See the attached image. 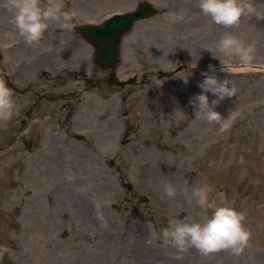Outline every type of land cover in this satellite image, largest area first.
I'll list each match as a JSON object with an SVG mask.
<instances>
[{
  "label": "rangeland",
  "instance_id": "rangeland-1",
  "mask_svg": "<svg viewBox=\"0 0 264 264\" xmlns=\"http://www.w3.org/2000/svg\"><path fill=\"white\" fill-rule=\"evenodd\" d=\"M0 264H264V0H0Z\"/></svg>",
  "mask_w": 264,
  "mask_h": 264
},
{
  "label": "water",
  "instance_id": "water-1",
  "mask_svg": "<svg viewBox=\"0 0 264 264\" xmlns=\"http://www.w3.org/2000/svg\"><path fill=\"white\" fill-rule=\"evenodd\" d=\"M156 12L148 2H140L131 12L115 13L97 25L87 24L78 27L81 36L94 47L93 63L102 70H109V75L99 79L95 86L106 83L109 88L119 83L115 77L118 47L121 37L135 23L146 20ZM160 77L162 74H159Z\"/></svg>",
  "mask_w": 264,
  "mask_h": 264
},
{
  "label": "bare ground",
  "instance_id": "bare-ground-1",
  "mask_svg": "<svg viewBox=\"0 0 264 264\" xmlns=\"http://www.w3.org/2000/svg\"><path fill=\"white\" fill-rule=\"evenodd\" d=\"M18 21H19V19L16 17V18H15V22H18ZM34 35H40V33H37V32H36V34H31V36H29V35L26 34L25 37H24V39H25V38L28 39V38H30V37H32V36H34ZM57 156H58V152H57ZM53 159H54V160L51 162L52 165H55V166H57V167H58V164L61 165V163L57 160V158H53ZM61 166H62V165H61Z\"/></svg>",
  "mask_w": 264,
  "mask_h": 264
},
{
  "label": "flooded vegetation",
  "instance_id": "flooded-vegetation-1",
  "mask_svg": "<svg viewBox=\"0 0 264 264\" xmlns=\"http://www.w3.org/2000/svg\"><path fill=\"white\" fill-rule=\"evenodd\" d=\"M30 38H31V37H30ZM7 83H8V81H7ZM8 84H9V83H8ZM8 84H7V85H8ZM11 85H12V84H10L9 86H11Z\"/></svg>",
  "mask_w": 264,
  "mask_h": 264
}]
</instances>
